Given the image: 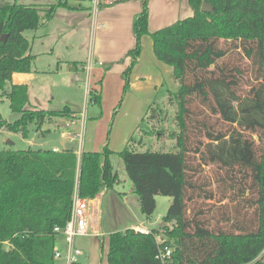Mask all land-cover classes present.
Listing matches in <instances>:
<instances>
[{"label": "trees", "instance_id": "16d2710c", "mask_svg": "<svg viewBox=\"0 0 264 264\" xmlns=\"http://www.w3.org/2000/svg\"><path fill=\"white\" fill-rule=\"evenodd\" d=\"M139 1L142 10L133 21L137 42L128 53L133 61L125 76L149 35L156 57L173 68L179 85L170 94L178 108L177 129L170 133L175 151L141 152L129 143L118 152L141 212L151 219L157 196L171 197L165 224L153 232L162 235L163 246L174 248V264H264V0H189L192 16L154 32L150 0ZM205 2L211 11L202 10ZM66 5L60 0L47 7L17 2L0 7V96L19 114L9 122L0 113V128L28 136L31 124L40 129L77 113L69 105L32 106L29 85L12 83L14 73L33 71L36 55L26 32L39 29ZM248 77L252 81L245 90ZM195 99L209 115L195 118ZM89 103H102L97 86L89 91ZM159 111L151 107L150 118ZM113 153L109 143L80 155L68 148L0 149V264H56L61 237L55 227L70 219L75 189L82 197H95L120 182ZM206 165L214 167V178H196ZM228 199L235 203L230 208L223 203ZM158 251L153 233L130 227L109 235V264H163Z\"/></svg>", "mask_w": 264, "mask_h": 264}, {"label": "rangeland", "instance_id": "374dc122", "mask_svg": "<svg viewBox=\"0 0 264 264\" xmlns=\"http://www.w3.org/2000/svg\"><path fill=\"white\" fill-rule=\"evenodd\" d=\"M58 1L59 0H0V7L14 2L47 7V5ZM82 4L89 7L92 5L90 2H82ZM157 4L162 8V11L170 9L173 5L170 0H157ZM149 7L151 10V0L149 1ZM60 21V19L56 18L51 23L49 22L46 24L41 30V32L45 34L42 36L44 39H42V37L34 38V33L37 31L29 30L26 32V35L31 41L32 51L39 54L34 62V67H38L40 72L38 79L34 81L36 85L33 87L31 93V105H35L38 108L45 107L53 110L62 109L65 105H69L79 111L85 110L86 112L87 110V115L88 118L90 117L91 119L89 120L92 121L91 125L94 126V131H92V134L88 135L89 127L87 125L83 145L84 149L88 135L94 142L93 147L99 150L105 144L109 143V147L118 152L123 147L121 143L129 141L133 149L141 152L147 150L158 152L175 151L176 140L170 137V133L177 129L176 114L178 108L176 103H170V96H168V101L165 105H162L161 98H158V103L155 107L160 110V114L153 119L150 118L151 112L148 111L145 113L144 115L146 117L144 116L145 120L140 125V128H138L139 126L137 128L133 126L135 114L126 113L121 108L124 99L123 95L120 97L112 96L111 98L105 96V102L101 103V105L88 103L86 101V73L82 70L76 71L74 69L76 66L75 64L79 65L83 63L84 59L76 52L78 45L74 50L68 49L67 41L69 39L74 40L75 43L79 45H87V30L77 27L62 32V29L65 27L62 26ZM150 40L152 43L153 41L151 38ZM147 44L148 41H146L145 46L148 49L149 45ZM58 55H61V57ZM233 56H235V52ZM52 61L56 65L60 64V68L58 69L57 66L52 64ZM244 61L248 63L247 59H244ZM102 62L104 65L98 64L97 66L106 70L105 61L102 60ZM71 66H73L72 70L69 69ZM41 70H45V72ZM100 78L92 83L93 86H97L98 89L103 88L107 76ZM251 81L252 80L248 77V81L244 84L245 90L249 88V83ZM109 84L110 78L107 79V88ZM177 87L179 88V85ZM9 88L10 83L7 84V89ZM114 103H117L115 108L112 107ZM194 103L195 118L201 119L204 115H209L208 109L200 103L199 99H195ZM86 104L88 106H86ZM0 113L9 122L19 117L18 113H14L11 110L10 101L4 95L0 96ZM60 119L63 118H59L58 120ZM44 125L41 128L43 133H51L52 131H50V129L44 131ZM30 126L28 136H24L20 132H11L6 128H0V149L11 147V144L8 142L9 140H12L15 148L18 149L28 148L30 146L36 149H48L55 146V144H60V142L58 143L59 134H51L50 136H42L39 138L36 135L35 126L33 124ZM45 127L47 128L46 125ZM57 128L58 127L55 125L52 129L55 130ZM67 145L68 147L77 148L78 142H67ZM117 152L112 154L111 160L115 170L119 173L120 182L115 185L114 189L101 194V200L96 204V206L100 207L103 236L90 235L78 237L76 239V247L86 252V256L82 255L78 257L80 264H109L107 256L109 251V235L112 232L118 231L121 227L130 226L131 223H135L136 225L140 224L146 227L162 229L161 227L165 224L164 216L172 203L171 197L158 195L156 210L152 215L151 221L148 222L146 216L141 212L140 206L135 203L136 201L134 198L136 196L137 198L139 197L134 190L132 180L128 176L124 160ZM195 162L197 163L200 161L197 159ZM197 173L198 175L196 178H200V180L210 179V177L214 178L215 176L214 167L211 165L202 166ZM214 187H216L215 183ZM198 202V204H201L202 199ZM223 203L228 204L230 208L233 206L234 202H230L228 199ZM218 205H220V203H218ZM59 244L62 245L59 246L62 247L65 252L66 244L64 241H60ZM262 260L264 262V254H262ZM56 264H66V262H64V259H56Z\"/></svg>", "mask_w": 264, "mask_h": 264}, {"label": "crops", "instance_id": "0c3cea01", "mask_svg": "<svg viewBox=\"0 0 264 264\" xmlns=\"http://www.w3.org/2000/svg\"><path fill=\"white\" fill-rule=\"evenodd\" d=\"M170 1L173 3L172 7L170 9H165L162 11V8H160L157 4V0H151V10L149 17V30L151 32L167 27L181 19H185L194 14V10L189 5L188 0ZM82 2L85 3V1L83 0H67V5L58 7L49 22L51 23L56 18L60 19V23L65 27L64 29H62V32L77 27L87 30V45H79L78 43H75L74 40L68 39L67 41L68 49L74 50L77 45L79 46H77L76 52L84 59L83 63H80L79 65L75 64L76 66L74 67V69L76 71L82 70L86 73L87 93L88 89L93 86L92 83L99 80L98 78H104V76H107V79L110 78V84L108 88L107 79H103L105 80V83L103 84V88L101 89L102 103L105 102V96L111 98L112 96L120 97L123 95L124 99L121 108L126 113L135 114L133 126H136L137 128L141 124L142 120L146 117L144 114L147 113L151 107L156 106V104L158 103V98H161L160 100L162 101V105H165V103H167L168 101V96H170V94H175L178 91V84L174 80L173 68L163 63L156 57L154 53L153 42L151 43L150 40L151 37L149 35H146L142 40V51L140 55L138 56L134 66L132 67L130 74L128 76H125V71L130 67L133 61L132 56L128 55V53L130 50L136 47L137 41L133 31V21L135 16L142 10L141 1L101 0V8H99L96 12L90 10L91 8L89 6L83 5ZM46 24L41 26L39 29L34 30L37 31L34 33V38L42 37L43 35H45L41 32V30L46 26ZM42 39H44V37H42ZM146 41H148V49L145 47ZM31 53L36 55V58L39 55L38 53H34L32 51V46ZM58 56L61 57V55ZM102 60L105 61L106 70H103L102 68H99V66H97L98 62ZM89 61L92 62L90 70H88L86 67ZM52 64L57 66L58 69L61 66L60 64L56 65L53 61ZM72 68L73 66H71L69 69L72 70ZM41 71L45 72V70ZM39 72L40 71L38 67L35 68L33 65L32 72H16L13 74L12 83L29 85L30 102L33 87H35L36 85L34 81L38 79ZM126 82H128V87L125 91ZM116 104L117 103H114L112 107L115 108ZM41 108L47 109L45 107ZM71 108L76 112L81 111H79L78 109H74L73 107ZM89 119L90 117L87 121V125L89 127L88 135L92 134V131H94V126L91 125L92 121H90L91 119ZM63 120L64 119H57L53 122H47V124H45L47 128L45 127V125L43 128L44 131L50 129V131L52 132H49V134H44L41 128L37 129V125L33 124L36 128V135L39 138L42 136H50L51 134H59L58 143L60 142V144H55V146H52L48 149H52L54 147H63L64 145L69 148L67 142L64 144V139L60 136V123L62 125ZM55 125L58 128L53 130L52 128ZM88 135L85 149L83 148L82 150L98 151L99 149H95L96 147H93L94 142ZM121 144H123V147L122 149H120V151H122L129 144V141H125ZM111 149L114 152H117L115 149ZM134 200L136 201L135 203L140 206V199L137 198V196L134 198ZM151 219H147V221L150 222ZM99 225L102 234L96 236H103L101 219ZM135 225V223H131L130 226L127 225L126 227H121V229L119 230H125L130 227L133 228ZM60 241H64L62 237L60 238L59 242ZM59 245L62 246L61 244ZM84 256H86V252H84ZM60 259H64V262L68 264L65 258Z\"/></svg>", "mask_w": 264, "mask_h": 264}, {"label": "built area", "instance_id": "2783aa9c", "mask_svg": "<svg viewBox=\"0 0 264 264\" xmlns=\"http://www.w3.org/2000/svg\"><path fill=\"white\" fill-rule=\"evenodd\" d=\"M85 2H90V6L93 12H96L100 8L101 0H83ZM92 62L89 61L86 65L87 69H91ZM98 64L103 65L102 61ZM85 67V68H86ZM92 87V86H91ZM86 94L87 102L89 103V91ZM86 106H88L86 104ZM61 125L60 136L64 139V144L66 142H78V148L69 147L68 149L74 150L79 155L82 153L83 144L85 141V130L87 126L88 116L87 110L77 112L71 118H63ZM67 148L65 145L63 147L52 148L55 152H60L62 149ZM101 195L95 197H82L78 189H75L73 196V205L71 217L64 227H55V232L63 238L66 244V250L62 249L59 244L55 247V259L65 258L68 264H73L78 261V257L84 255L82 249L75 246V240L77 237L90 236V235H101L100 230V207L96 206L100 202ZM136 231L144 234L153 233L159 245V251L157 257L163 264H174L172 246H163L165 240L159 233H154L153 228L146 227L145 225L137 224L133 227Z\"/></svg>", "mask_w": 264, "mask_h": 264}, {"label": "water", "instance_id": "95a60500", "mask_svg": "<svg viewBox=\"0 0 264 264\" xmlns=\"http://www.w3.org/2000/svg\"><path fill=\"white\" fill-rule=\"evenodd\" d=\"M202 10H203L204 12L211 11V10H212V6H211L210 4H208V3L205 2V3L203 4ZM3 40H4V41L6 40V36L3 37ZM8 142H9L11 145H14V142H13L12 140H9Z\"/></svg>", "mask_w": 264, "mask_h": 264}]
</instances>
